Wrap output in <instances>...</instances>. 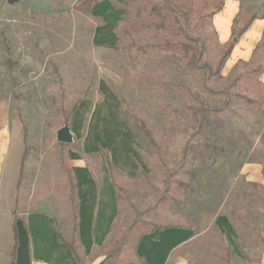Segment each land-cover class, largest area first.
I'll use <instances>...</instances> for the list:
<instances>
[{"label": "rangeland", "instance_id": "1", "mask_svg": "<svg viewBox=\"0 0 264 264\" xmlns=\"http://www.w3.org/2000/svg\"><path fill=\"white\" fill-rule=\"evenodd\" d=\"M150 1L156 0H144L145 5ZM238 1L245 15L260 9L264 14V0ZM216 2L224 0L194 1L188 20L190 35L208 38L204 59L210 65L221 43L212 35L214 16L203 15ZM78 3L0 0V126L7 120L19 131V200L27 210L46 206L68 240L72 222L65 170L81 164L100 180L108 149L123 190L116 192L118 213L106 246L95 249L91 259L141 262L136 253L141 233L157 225L186 233L170 249L166 264H264V116L242 105L225 106L222 94L229 88L264 96V32L256 48L235 50L247 54L246 60L231 58L221 76L208 81L184 61L169 62L164 52L128 50L132 40L174 37L157 25L140 28L134 5L116 7L102 0L88 15L75 9ZM256 67L259 74L242 77L232 88L235 76ZM106 93L116 97L108 103L115 118L107 125L110 133H88L91 111ZM134 117L145 123L154 144ZM65 124L72 142L61 145L56 133ZM207 143L222 151H210ZM116 161L126 166L120 170ZM144 252L147 258L154 248Z\"/></svg>", "mask_w": 264, "mask_h": 264}, {"label": "crops", "instance_id": "2", "mask_svg": "<svg viewBox=\"0 0 264 264\" xmlns=\"http://www.w3.org/2000/svg\"><path fill=\"white\" fill-rule=\"evenodd\" d=\"M239 9L238 0H224L222 10L214 15L213 24L221 44L229 39L232 21ZM263 29L264 19H255L236 43L224 66L231 62V58L246 60L247 52L243 51L246 55L239 56L235 50L237 48L246 49V51L249 48L254 49L262 36ZM115 98L111 93H106L104 102L94 106L90 114L88 133L100 134L99 136L110 133L107 125L112 124L111 121L114 123L115 118L112 116L113 109L108 106V103H114ZM87 104L86 101L82 108H85ZM0 120L2 122V119ZM3 123L5 124L0 126V264H6L10 260L13 227L17 235L15 264H78L71 249L57 237L58 224L54 214L44 205L27 210L24 200H19L17 184L22 160V147L18 140L19 131L15 126L11 128L7 120ZM115 149L117 151V148ZM104 151H107L111 161L108 149ZM114 158L117 160V155H114ZM117 161L116 166L120 170L126 166ZM105 165L106 171H102L100 180L95 179L84 165L79 164L72 169L75 174L78 205L77 239L82 248V258L84 256L87 264H99L100 256L94 259L90 256L95 249L102 248L105 244L118 213L116 190L111 184L106 162ZM78 176L83 177L81 181ZM184 235H186L184 230L170 229V227L145 233L136 246L138 258L142 260L136 264H166L170 249ZM145 248L146 250L154 248V252L147 255V258Z\"/></svg>", "mask_w": 264, "mask_h": 264}, {"label": "trees", "instance_id": "3", "mask_svg": "<svg viewBox=\"0 0 264 264\" xmlns=\"http://www.w3.org/2000/svg\"><path fill=\"white\" fill-rule=\"evenodd\" d=\"M8 4H16L20 0H6ZM102 0H79L78 5H76L75 9L82 13V14H90L91 9L93 5L100 2ZM114 1L115 6L121 7L124 4L127 5H134L136 7L137 15H138V21L137 25L139 27H145V26H159L162 29L167 28L168 31H170L173 36L168 37H162L160 40H155L152 42H135L131 41L129 42L128 50L131 52L133 49L139 51L142 54H151L155 51H161L166 53L165 57L166 59L171 63H179L181 61H184L185 67L192 72H202V74L206 77V80L210 81L212 78L221 76V71L230 57L232 50L234 49L237 41L240 39V37L246 32V30L249 28L251 23L259 18L264 19V14L261 12H254L251 14L245 15L244 10L240 6V9L238 13L235 15L232 26H231V33L229 39L221 44L218 48L217 52V58L213 65H210L206 62L204 59L205 56L209 54V47L210 43L208 41L207 36H201L196 35L192 36L189 34L188 30V20H189V14L193 10L194 1L196 0H156V1H150L148 3V6L145 5L144 0H111ZM214 10L211 12H208L206 15L203 16L205 18L209 17L210 19L219 11H221L223 2L220 3H214ZM99 20V19H98ZM139 27H135L136 30L139 29ZM264 32V29H263ZM212 35L217 38V33L214 30ZM212 37V36H211ZM212 40V39H211ZM259 43V42H258ZM256 44V46L258 45ZM256 48V47H255ZM131 56H135V54H131ZM260 67H256L254 69H251L247 71L246 73L240 74L238 76H235L232 82V88L234 85L238 84L240 79L242 77H245L247 79L252 78L253 75L259 74ZM244 75V76H243ZM208 89L207 91L213 95H217L219 92L206 87ZM222 94L226 95V102L225 106L229 107V105H242L247 110H254L261 114V116H264V96H247L240 91H233L230 92L229 88L222 91ZM116 96L120 99L121 102L124 100L121 99L119 95L116 94ZM203 111L206 112H220L221 108H214V109H208V108H202ZM75 111V106L71 109L68 116L65 117V121L68 122L71 115ZM136 123H138L140 130L143 132L145 136H147L149 142L154 144V140L150 136V133L145 126V123L140 120L137 117L133 118ZM201 128V127H199ZM198 128V129H199ZM61 145H64V143L60 142ZM207 149L210 151H222V148L216 147L214 145H211L207 143L205 145ZM106 163L109 171L110 181L112 186L115 188L116 192H121L123 189L118 183L117 179V170L114 167V165L111 163L110 158L108 156L107 151H104ZM68 184H69V190H68V200H69V208L71 210V222H72V229L70 232V238L68 240L62 238L60 235V232L58 230L57 237L60 240V242L66 244L72 251V254L78 264H82V248L80 243L77 239V201H76V182L75 177L73 175V172L71 169L65 170ZM170 226H157V225H150L149 228H145L144 232L141 234H145L149 231L158 229L162 230L165 228H169ZM107 241V240H106ZM106 243L102 246H106ZM101 248V249H102ZM16 249H17V235L15 227H13V244L12 249L10 252L11 256V263L15 264V257H16ZM139 261V259H138Z\"/></svg>", "mask_w": 264, "mask_h": 264}, {"label": "water", "instance_id": "4", "mask_svg": "<svg viewBox=\"0 0 264 264\" xmlns=\"http://www.w3.org/2000/svg\"><path fill=\"white\" fill-rule=\"evenodd\" d=\"M56 138L59 142L62 143L72 142V134L70 133L68 124H65L62 128L57 131Z\"/></svg>", "mask_w": 264, "mask_h": 264}]
</instances>
